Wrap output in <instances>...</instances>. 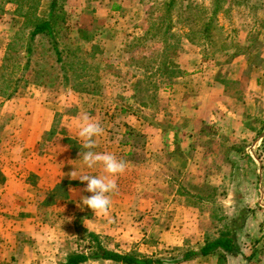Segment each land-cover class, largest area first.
<instances>
[{"label": "rangeland", "instance_id": "rangeland-1", "mask_svg": "<svg viewBox=\"0 0 264 264\" xmlns=\"http://www.w3.org/2000/svg\"><path fill=\"white\" fill-rule=\"evenodd\" d=\"M49 1L45 0L42 3L41 16H46ZM163 1L165 0H68L65 8L66 25H62L65 27L61 28L60 31L59 47L62 49L72 43V39L76 37V28L93 32L96 34L95 42L97 41L99 44L102 53H97L96 60H88V69L84 73L90 77L83 81L86 82L84 88L87 90L92 88L93 81L97 76L94 74L101 70L109 77L107 81L105 79L101 88V101L94 98L91 93H77L73 89H64L61 86H58L56 90L46 88L40 93V96L44 98L51 95L56 101L59 110L56 116L58 121L56 126L63 131L65 130L61 122L63 116H73L80 121V116L88 113L94 119L98 117L99 120H102L100 106H111L110 114L117 113L115 121L131 123V120L127 119L126 116L119 114V108L115 104L119 102L117 99L118 92H125L127 95L134 96L136 102L133 106L141 112L140 116L144 119L141 123H133L134 144L140 152L131 162V165L133 163L135 166L137 165L133 174L135 181L128 184L130 187L127 186L125 180H128L127 176L132 175V173L125 170L122 175H119V179H124L126 186H122L120 182L117 184L123 187L120 192H130L132 196V192H135L137 206H139L136 210V218L139 219L137 221L139 223L148 213L147 216L149 217L145 219L148 226L145 228L152 225L150 227L152 231L150 236L141 235L142 237H139L136 243L128 248H159L157 247L159 245V233L167 224H170L167 222L169 221L167 215L174 213L173 211L179 205H192L194 215L207 222V228L203 233L183 240L180 238L179 240L183 241L181 242L183 246L180 248L199 247L204 244L205 240L218 237L225 226L231 225V222L234 224L240 222L239 213L246 208L248 215L244 214L246 218L242 229L237 232L241 234L242 230L249 228L251 235L241 245L242 248H260L254 259L264 263V29L259 22V19L260 21L264 19V11L260 10L254 17L245 9L233 8L227 12L229 6L225 4L222 13L217 16V21L213 22V26L218 24L222 27V37L219 39L213 36L208 42H204L206 44L197 41V39L191 43L186 37L188 29H196L206 24L205 16L209 18L212 6L210 0H178V4L172 12V34L174 37L168 39L165 46L158 41L159 38H150L148 32L151 26H156L158 18L164 15V8L161 7ZM226 1L227 3L230 2L229 0ZM250 1L258 7L264 2V0ZM114 7H118L119 10ZM181 8H191V10H181ZM13 9V6L7 5L5 6L6 12L0 15V42L2 41L3 45L7 44L14 34L10 30ZM177 9L180 11L177 12ZM201 9L208 10L202 21L196 26L187 24L185 21L187 13H198V10ZM67 25L70 26V30H65ZM256 31L261 33L260 39L253 43L249 50H244L242 55L231 59V54L234 52V49H230L231 44L236 42L241 44L246 39L252 40L249 37L246 38V33ZM154 33L155 29H151V35ZM147 34L148 36H145ZM137 39L139 42H136ZM209 42H213V44L210 45ZM223 44L229 49L222 48L221 50ZM172 46L176 47V51L169 54ZM33 50L35 54L32 63L37 59L39 61L40 58L38 65L47 63L52 67L54 57L50 51V43L47 38H37ZM161 51L162 53H160ZM21 56H24V49ZM169 61H174V68L201 71L208 80L216 81L222 85L224 93L231 99L229 104L230 108L233 109L232 112L240 113L243 117L244 126L252 129L253 133L246 131L241 125H238L237 128L225 127V124L213 127L206 121L204 123L208 127L197 131L194 112H192L194 110H191L195 106V100L188 101L191 104L186 109V117L189 123L185 126L191 130L194 128V133H198L195 134L198 135L195 143L199 151L194 154L187 152L185 156L178 158L179 160L167 157L168 159L161 162H153L152 167L143 168L141 166L143 163L141 151H145L149 147H146V137L140 133L141 126L145 125L144 123L151 125L148 120L161 126L162 123H167L170 119V114H167L166 110L173 112V115H176L178 110L180 111L177 104L169 107V103L165 102L167 95L172 96L173 93L160 92L170 83L164 74L165 65ZM23 63L24 61H21V64ZM53 66L54 72L60 75L57 65L54 64ZM93 68H96L97 72L93 71ZM14 72L19 75L20 71L14 70ZM184 73L189 74L185 71ZM189 75H193V83L190 85L191 88L185 92V97H193L194 99L197 92V78L202 75L196 76L194 73ZM26 79L28 80L27 88L21 90L23 94L20 97L27 93L28 88L31 89L40 83V79L31 72L27 74ZM257 80L260 82L255 85ZM133 85H138V94L132 93ZM155 88H157L156 91ZM73 92L77 96L79 95L78 98L86 96V99L80 98L78 100ZM140 102L147 105L153 104V107L141 108L139 107ZM69 104L70 107H68ZM89 104H91L90 107ZM166 104H168V109L163 108ZM93 106L96 107L95 113ZM155 108H159V113H155ZM206 112L207 110L204 114L200 113L199 116L203 117ZM156 115H164L166 119L164 118L159 122V119H155ZM222 121L224 122V118ZM102 126L104 128V141L100 142L98 139L99 142H96V147L90 149L91 151L103 152L105 149L103 143L112 140L114 135L121 132L115 123H112V126L105 124ZM165 128H167L166 124ZM152 147L157 148L153 144ZM181 183L186 190L191 192L192 198L186 197L181 194V191H178L177 185H181ZM178 195L181 196V199ZM53 210L47 214H50L51 217H57V219L61 217L62 214L56 208ZM79 210L86 212L91 209L85 206ZM42 212L41 215H44ZM124 212L127 213L126 210ZM160 217L161 220H159ZM80 218H77L78 220L76 219L74 224L73 221L68 224L65 220L55 219L57 225L66 228L64 244L45 248L47 249L46 251L44 249L45 253L40 251L38 253L36 246L33 250L35 253L29 251L24 256L30 259L33 257L34 261L35 258L39 257L37 264H60L68 255L73 253L89 256L94 254L96 252L95 245L82 233L83 227ZM44 221L51 223V219ZM236 225L239 226L238 223ZM25 236L27 235L18 238V243L22 239L23 247L26 246L23 242L27 244L28 241ZM104 239L105 242L98 238L105 249L108 240L107 238ZM28 247L33 248L30 245ZM164 248L171 247L164 246ZM147 252L133 254L140 259H147L149 257ZM162 253L161 255L165 259L177 255L173 251L170 252L173 255H169L168 252ZM155 255L159 254H153V256ZM89 261V263L84 264H105Z\"/></svg>", "mask_w": 264, "mask_h": 264}, {"label": "crops", "instance_id": "crops-1", "mask_svg": "<svg viewBox=\"0 0 264 264\" xmlns=\"http://www.w3.org/2000/svg\"><path fill=\"white\" fill-rule=\"evenodd\" d=\"M5 48L6 44L3 45L1 41L0 65L5 54ZM180 69L189 74L194 73L196 76L198 74L202 75L197 78L196 95L194 99L193 97H185V92L191 88L190 85L193 83V75L190 76L189 74L177 78L179 80H175L171 87L160 90L165 94L166 92L173 93L172 96L167 95V101H164L169 103V107L177 104L180 111L178 110L177 114L173 115V112L166 110L170 117L166 113L165 115L170 119L169 122L162 123L161 126L155 122L151 125L144 123L145 125L141 126L140 133L146 137V147H149V149L146 148L147 150L141 151L143 154L141 166L143 168L152 167L153 162H161L168 159L167 157L179 160L178 158L185 156L187 152L194 154L199 151L195 143L198 138V135L195 134L198 133H194V128L190 133V128L188 129L185 126L189 123L186 117V109L191 104L188 101L195 100V106L191 110H194L192 112H194L197 131L208 127L206 123H209L213 127L225 124V127L237 128L238 125H241L243 129L253 133L252 129L244 126L242 115L232 112L233 109L230 108L229 104L231 99L224 93L222 85L216 81L208 80L207 76L202 74L201 71H189L187 68ZM259 82L258 80L255 81V85ZM44 89L41 86L28 88L26 94L33 92L10 100H4L0 97V264H37L39 257L35 258L34 261L33 257L30 259L25 257L24 254L29 251L35 253L33 250L36 246L39 253V251L44 252L45 248L52 245L64 244L66 228L57 225L55 220L57 217H51L50 214H47V212L54 211L55 208L62 214L57 220H65L68 224L74 222L75 216L78 214V218L81 217L80 222L83 229L93 233L99 239L101 238L103 242H105L104 238H107L108 244L106 243L105 247L107 251L132 255L136 252L142 254L148 251L147 254L150 258L147 259L157 260L160 264H175L174 262L181 259L185 253L199 252L204 244L195 248H180L183 246L181 242L184 238L199 235L207 228V222L195 216L192 212V205H179L173 211L174 213L167 215V219L169 218L167 222L170 224H167L159 233V245L157 246L159 248H128L132 247L133 243H136L137 239L142 237L141 235L150 236L152 225L145 228L148 226L145 220L149 217L147 216L148 213L138 223L136 210L139 206H137L136 194L132 192V196L130 192H120L123 187L119 184H117V190L111 194L112 204L107 215L93 213L92 210L86 212L79 210L81 207L85 208L82 202L83 197L90 196L91 193L84 191L87 182L72 178L73 172L76 177L85 174L94 176L106 174L100 165L88 168L83 163L84 141L78 135L80 121L76 117L63 116L61 122L65 127L64 131L75 137L84 150L72 154L62 142L63 130L56 126L58 124L56 117L59 111L58 106L51 95L41 98L40 93ZM74 94L78 98L79 95ZM80 98L85 100L86 96L79 97L78 100ZM90 105L88 106L90 107ZM167 106L168 104L163 108L168 109ZM68 107H70V104ZM205 110H207L206 114L203 117L199 116L200 113L204 114ZM125 116L131 120V123L128 121L120 123L115 121V118L111 121L119 127L121 132L114 135L112 140L103 143V145L105 144L103 152L113 153L117 158L127 162L126 170L132 173V175L127 176L128 180H125L128 186V184L135 181L133 174L135 172L134 168L137 166H135V163L131 165V162L137 156V153H140L134 144L133 123L143 121L130 113H126ZM166 116L156 115L155 119H159L160 122L164 118L166 119ZM222 118H224V122ZM99 119L98 117L95 118L103 125V122ZM225 120H227L226 123ZM110 123L108 125L112 126V123ZM165 124L167 128H165ZM103 136L97 137L96 142H103ZM117 137L120 139H117ZM152 144L156 145L157 148L154 149ZM18 146L22 149L21 151H16ZM166 178L168 179V177ZM115 179L116 182L118 181L117 183L120 182L122 186H126L124 179H119V176ZM177 187L185 189L189 194L191 193L186 190L182 183ZM56 188L59 189L55 191ZM50 194H53V202L44 206L42 203L50 197L48 196ZM178 196L181 199V196ZM41 211L44 215H41ZM49 219H51V223L44 221ZM159 220H161V217ZM242 231L238 235L235 251L224 253V264H264L254 259L260 248H242L241 243L251 235L249 228ZM25 234L28 241L27 244L23 242L26 245L23 247L21 244L22 239L18 243V238H23ZM28 245L33 248H29ZM164 246L171 248H164ZM171 251L176 252L177 255L174 254L175 256H169L167 259L162 257V252V254L168 252L169 255H173V253H170ZM217 253L218 251L212 255L193 257L179 264H217ZM153 254L159 255L153 256ZM97 262L115 264L103 260Z\"/></svg>", "mask_w": 264, "mask_h": 264}, {"label": "trees", "instance_id": "trees-1", "mask_svg": "<svg viewBox=\"0 0 264 264\" xmlns=\"http://www.w3.org/2000/svg\"><path fill=\"white\" fill-rule=\"evenodd\" d=\"M44 1L45 0H0V15H3L6 12L5 6L11 5L14 7L11 13L12 24L10 29L14 32V34L11 40L6 44L5 54L0 65V97L4 100H10L20 97L23 94L21 90H25L27 88V74L31 72L32 74L36 75L38 79H40V83L38 86L44 87L45 89L50 88L56 90L58 86H61L64 89H73L77 93H91L94 98L101 101V88L104 84L105 79L107 81L109 76L103 70L99 71L97 74H94L97 76L95 77L93 86L90 90L84 88L86 82H83L86 78L90 77L88 74L84 73V71L88 69V60H96L97 53H102V50L99 48V44L97 43V41L95 42L96 34L82 28H76V37L72 39V43L69 46L61 49L58 44V38L61 33V28L65 27L62 25H66L65 8L68 0H50L49 9L46 16H41L40 10ZM229 1L230 2L227 3L226 0H210L212 12L210 13L209 18L205 16L208 11L207 9L198 10V13L188 12L185 18L187 24L196 26V24L202 21L204 16L207 20L206 24H203L199 28L188 29L186 35L188 42L193 43L197 39V41H202L203 44H206L204 42H208L213 38V36L219 39L222 37V27L218 24H215L213 26V22L217 21V16L218 14L222 13L225 4H228L229 6L227 12H229L230 9L233 8H236L238 10L245 9L248 10L254 17L260 10L264 11V2L258 7L255 4L251 3L250 0ZM177 4L178 0L163 1L161 7L164 8V15H161L158 18V23L156 24V26H151L148 31L150 38H159L158 41L165 46L167 40L174 37V34H172V12L175 10ZM114 8L118 9V7ZM182 9L191 10V8H181V10ZM179 11L180 10L177 9V12ZM259 22L261 27L264 29V19H262V21H260L259 19ZM66 29L70 30V26L67 25L65 30ZM151 29H155V33L153 35H151ZM260 34L261 33L257 31L253 33L247 32L246 38L249 37L252 40L246 39L241 44L239 42L232 43L230 49H234V52L233 54H231L230 58H236L242 55L244 50H249L252 47L253 43L260 39ZM145 36H148V34ZM37 38L48 39L50 43V51L52 52V55L54 57V64L57 65L60 75L54 72V64L52 65V67L49 64L47 65V63L38 65V63L40 62V58L39 61L37 59V61L32 63V59L35 54L33 45ZM136 42H139V39H137ZM209 43L210 45L213 44V42ZM224 44L223 46H221V50L222 48L229 49V47L224 46ZM23 49L24 56H21L23 53ZM175 51L176 47L172 46L169 50V54H172ZM160 53H162V51ZM21 61H24V63L21 64ZM173 65L174 61H169L164 68V74L170 81L167 87H171L175 83V79L187 75L178 68H174ZM14 70H16L17 72L20 71L19 75H17ZM92 70L96 71V68H93ZM172 79H174L173 82ZM137 88L138 85H133L132 93L134 95L139 93ZM156 90L157 88H155V91ZM117 99L120 103L117 102L115 105L117 108H119L120 115L130 113L131 115L137 116L139 119H141V121H144V119H142V117L140 116L141 112L133 106L136 102L133 95L130 96L125 94V92H118ZM139 107L152 108L153 104L147 105L140 102ZM110 109L111 106H100V113H102L103 116L101 121L105 125H108L117 115V113L110 114ZM95 110L96 107L93 106L94 113ZM112 111L114 113V110ZM155 111V113H159V108H155ZM148 121L150 123H153V121ZM189 131L191 133V129H189ZM62 134V142L68 147L72 154L78 153L81 150L85 149H83V147L78 144L77 139L72 135L68 134L65 131H63ZM88 150L89 149H85V151ZM58 189L59 188H56L55 191ZM178 191H181V194L186 197H193L181 187L178 188ZM52 195L53 194L48 195L50 197L45 199V201L42 203L44 206L49 205L53 202ZM249 211L251 212V210ZM247 213L248 209L245 208L244 210H241L239 213L240 222H235V224L231 222V225L224 227V230L220 232L218 237L211 240H205L204 246L199 252L185 253L181 259L176 260L174 263H183L193 257L212 255L214 252L218 251L217 264H224V253H231L237 248V241L239 238L238 230L242 229L243 222L248 215ZM244 214L247 215L244 216ZM77 218L78 214L75 216V221L73 222V224L76 222ZM236 223H238L239 226H237ZM81 231L89 239V241L95 245L94 247L96 249V252L94 254H91L90 256L73 253L68 255L60 264H84L89 260L110 261L115 264H160L157 260L153 261L151 259H140L132 254H119L116 252L107 251L104 249V247H102L96 235L88 232L85 229Z\"/></svg>", "mask_w": 264, "mask_h": 264}, {"label": "clouds", "instance_id": "clouds-1", "mask_svg": "<svg viewBox=\"0 0 264 264\" xmlns=\"http://www.w3.org/2000/svg\"><path fill=\"white\" fill-rule=\"evenodd\" d=\"M103 133L104 128L99 121L88 113L80 116L78 135L84 141L83 147L89 149L82 154L83 163L88 168H93L97 165L102 166L106 175L94 176L85 174L76 177L73 172L72 178L87 182L84 191L91 193V195L83 197V204L91 209L93 213L107 215L112 204L111 194L118 188L115 177L125 172L127 162L117 158L113 153L90 150L96 147V138L103 135ZM21 150L19 146L16 149V151Z\"/></svg>", "mask_w": 264, "mask_h": 264}]
</instances>
